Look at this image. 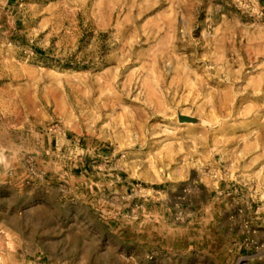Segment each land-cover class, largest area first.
Wrapping results in <instances>:
<instances>
[{
	"label": "rangeland",
	"instance_id": "obj_1",
	"mask_svg": "<svg viewBox=\"0 0 264 264\" xmlns=\"http://www.w3.org/2000/svg\"><path fill=\"white\" fill-rule=\"evenodd\" d=\"M0 157V264H264V0H0Z\"/></svg>",
	"mask_w": 264,
	"mask_h": 264
},
{
	"label": "crops",
	"instance_id": "obj_2",
	"mask_svg": "<svg viewBox=\"0 0 264 264\" xmlns=\"http://www.w3.org/2000/svg\"><path fill=\"white\" fill-rule=\"evenodd\" d=\"M91 201L93 200L84 199L83 204L82 202L79 204L85 208L87 214L91 213L92 215L95 216V212H93L90 208L92 207ZM86 203H89V204H86ZM36 211L37 209L35 208V213ZM150 214H151V211L148 212L147 218H145L143 221L147 222L146 220H150L151 219ZM132 224L130 225H132L133 227L125 226L126 228L125 227L120 228L121 226L120 225L118 227L116 226V228L114 229H110V232L113 233L111 236L115 239L113 241L116 242L115 245L112 247L113 242H111L110 240L108 241L109 249L113 248V252L115 253V258L113 259V261L115 262L114 264H134L137 260L144 261L145 254H147V252H149L150 249H152V247L155 246L156 248L158 247V249H164V246L162 243H160V241H157L156 243V240L154 239L155 235H153L150 232L149 226L147 228H143V226L137 227V226H134V223ZM109 249L106 248L105 250H103L102 254L106 255L105 253L109 251ZM167 249L168 251L167 250L165 251L171 254V258H169L168 255H165L169 259V262H177L179 260L183 261L184 257H180L178 253L173 252L175 251L174 250L175 248L173 249L167 248ZM175 255L177 257H175ZM45 260L47 263H49L50 256L46 255Z\"/></svg>",
	"mask_w": 264,
	"mask_h": 264
},
{
	"label": "water",
	"instance_id": "obj_3",
	"mask_svg": "<svg viewBox=\"0 0 264 264\" xmlns=\"http://www.w3.org/2000/svg\"><path fill=\"white\" fill-rule=\"evenodd\" d=\"M178 120L179 121H186V122H196L197 119L192 117V116H188V115H184V114H178Z\"/></svg>",
	"mask_w": 264,
	"mask_h": 264
},
{
	"label": "clouds",
	"instance_id": "obj_4",
	"mask_svg": "<svg viewBox=\"0 0 264 264\" xmlns=\"http://www.w3.org/2000/svg\"><path fill=\"white\" fill-rule=\"evenodd\" d=\"M3 160V157H0V161H2Z\"/></svg>",
	"mask_w": 264,
	"mask_h": 264
}]
</instances>
